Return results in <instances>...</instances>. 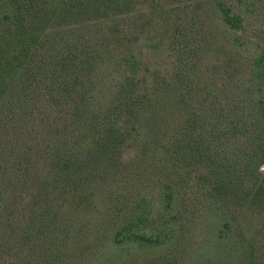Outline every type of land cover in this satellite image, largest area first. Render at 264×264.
<instances>
[{
  "label": "trees",
  "instance_id": "16d2710c",
  "mask_svg": "<svg viewBox=\"0 0 264 264\" xmlns=\"http://www.w3.org/2000/svg\"><path fill=\"white\" fill-rule=\"evenodd\" d=\"M133 1L0 0V165L3 144L14 142L13 133L20 127L21 104L35 107L44 97L58 114L54 123L64 125L65 130L49 128L48 139L54 137L55 145L45 142L42 153L56 159L59 173L55 172L54 180L61 182L68 194L79 195L77 191L86 187L89 179H82V173L76 175L84 168L88 167L89 178L98 181L108 176L113 166H120V158L115 157L125 145L144 153L163 147V166L155 177L165 209L185 183L195 178L203 184L202 195L215 204L212 209L216 212L228 216L231 202L264 214V25L260 32L263 44L246 65L244 87L239 86L230 101L217 93L212 101L205 89L198 88L194 62L182 44L173 46L172 71L154 72L150 77L141 72L142 62L132 52L121 50L126 49L124 41L130 45L138 27L135 19L141 11L134 9ZM213 3L228 28L243 27L242 18L226 3ZM95 27L97 35L83 33L82 28ZM104 58H114L122 69L108 96L100 101L95 74ZM229 63L227 59L225 65ZM223 70L228 79L238 72L236 68ZM165 117H171V122ZM68 134L90 139L93 149L87 160L78 161L66 150ZM67 157L70 164L65 163ZM70 168L75 173H70ZM121 173L126 176L125 170ZM46 184L43 179L40 186ZM86 199L79 200V208ZM76 207L75 211H82ZM57 210L65 209L58 206ZM108 211L106 216L114 210ZM46 215L42 210L39 216L43 219ZM163 216L164 212H151L126 218L117 213L114 243L156 247L163 238ZM59 220L55 216L42 223L39 233L62 228ZM230 225L225 222L219 232L226 235ZM245 264L257 263L249 260Z\"/></svg>",
  "mask_w": 264,
  "mask_h": 264
},
{
  "label": "rangeland",
  "instance_id": "374dc122",
  "mask_svg": "<svg viewBox=\"0 0 264 264\" xmlns=\"http://www.w3.org/2000/svg\"><path fill=\"white\" fill-rule=\"evenodd\" d=\"M213 1L134 0V9L141 11L135 19L138 27L130 45L124 41L122 46L126 49L121 50L132 52L142 62L141 72L150 77L154 72L172 71L173 46L182 44L194 62L198 88L205 89L212 101H216V93L230 101L239 86L244 87L247 64L257 46L263 44L260 32L264 25V0H221L242 18L243 27L237 30L221 21ZM82 29L93 36L99 31L97 27ZM101 36L99 42L103 40ZM227 59L230 63L225 65ZM103 60L95 74V93L100 101L108 96L122 69L114 58ZM121 63L126 65L125 61ZM226 67L238 71L232 79L226 76ZM21 106L23 113L17 118L20 127L10 143L13 146H2L0 264H245L249 260L264 264V214L231 202L228 216L216 212L212 209L215 204L202 195L203 184L195 178L187 181L164 208L160 183L155 177L156 170L163 166V147L144 153L136 148L128 150L125 145L115 157L120 158V166H113L108 176L98 181L89 178L88 167L84 168L76 175L82 173V179H89L86 187L77 191L79 195L68 194L62 183L54 180L55 172L59 173L56 159L50 153H42L47 147L45 142L53 143L54 137L48 139L49 128L64 131V125L54 123L58 114L44 97L35 107L30 103ZM164 119L169 123L172 120ZM67 131L70 133L71 128ZM81 134H68L65 146L78 161L87 160L88 151L93 149L90 139ZM9 135L12 137V133ZM68 159L64 158L65 163L70 164ZM120 169L126 171L125 177ZM261 170L264 172V166ZM68 171L75 173L73 168ZM43 179L48 184L40 186ZM85 196L87 199L79 208L77 204ZM58 206L65 210H57ZM75 207L82 211H75ZM111 209L114 211L106 216ZM42 210L47 214L43 219L39 216ZM119 212L126 218L164 212L160 244L148 248L114 243L112 232ZM70 215L75 218L72 220ZM55 216L61 218L58 223H62V228L39 233L41 224ZM225 222L231 224L226 235L221 234L223 230L219 232Z\"/></svg>",
  "mask_w": 264,
  "mask_h": 264
}]
</instances>
